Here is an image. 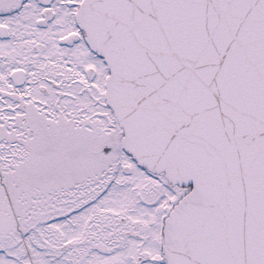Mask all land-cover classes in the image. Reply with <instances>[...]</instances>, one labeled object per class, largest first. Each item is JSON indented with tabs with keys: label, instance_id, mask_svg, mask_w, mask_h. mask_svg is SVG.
I'll return each instance as SVG.
<instances>
[{
	"label": "snow or ice",
	"instance_id": "snow-or-ice-1",
	"mask_svg": "<svg viewBox=\"0 0 264 264\" xmlns=\"http://www.w3.org/2000/svg\"><path fill=\"white\" fill-rule=\"evenodd\" d=\"M0 264H264V0H0Z\"/></svg>",
	"mask_w": 264,
	"mask_h": 264
}]
</instances>
